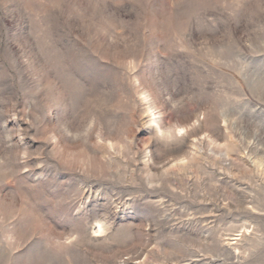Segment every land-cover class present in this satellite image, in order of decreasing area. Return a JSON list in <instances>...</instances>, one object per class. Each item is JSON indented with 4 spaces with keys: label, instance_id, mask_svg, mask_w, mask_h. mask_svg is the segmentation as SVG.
Segmentation results:
<instances>
[{
    "label": "rangeland",
    "instance_id": "obj_1",
    "mask_svg": "<svg viewBox=\"0 0 264 264\" xmlns=\"http://www.w3.org/2000/svg\"><path fill=\"white\" fill-rule=\"evenodd\" d=\"M0 264H264V0H0Z\"/></svg>",
    "mask_w": 264,
    "mask_h": 264
},
{
    "label": "bare ground",
    "instance_id": "obj_2",
    "mask_svg": "<svg viewBox=\"0 0 264 264\" xmlns=\"http://www.w3.org/2000/svg\"><path fill=\"white\" fill-rule=\"evenodd\" d=\"M100 228H101V227L98 226V227L94 228L93 231H94V232H99V231H100Z\"/></svg>",
    "mask_w": 264,
    "mask_h": 264
}]
</instances>
